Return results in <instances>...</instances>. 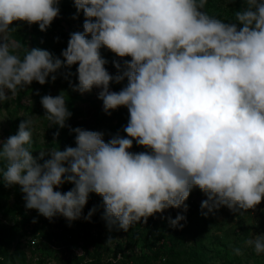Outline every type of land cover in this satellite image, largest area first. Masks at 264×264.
I'll return each instance as SVG.
<instances>
[{
	"label": "clouds",
	"instance_id": "clouds-1",
	"mask_svg": "<svg viewBox=\"0 0 264 264\" xmlns=\"http://www.w3.org/2000/svg\"><path fill=\"white\" fill-rule=\"evenodd\" d=\"M207 2L73 0L72 18L83 14V31L70 34L61 59L25 46L13 27L19 21L46 32L61 0H0V103L78 65L72 91L99 89L105 114L128 111L126 135L106 142L103 132L67 124L72 112L63 91L43 95V117L68 127L75 146L33 155L31 118L0 141V178L6 187H20L26 210L50 222L63 217L69 226L90 222L97 207L82 213L94 193L109 231L127 232L157 214L164 219L169 208L186 213L194 188L207 197L204 216L221 207L243 215L264 201V0H242L231 22L210 16ZM102 48L131 59L114 60L117 72L110 74ZM124 81L119 91L110 89ZM134 142L145 151H130ZM66 183L73 187L57 190ZM166 219L172 228L186 222L183 214ZM243 244L264 254V234ZM233 253L243 254L240 247Z\"/></svg>",
	"mask_w": 264,
	"mask_h": 264
},
{
	"label": "rangeland",
	"instance_id": "rangeland-1",
	"mask_svg": "<svg viewBox=\"0 0 264 264\" xmlns=\"http://www.w3.org/2000/svg\"><path fill=\"white\" fill-rule=\"evenodd\" d=\"M241 7L242 0H208L203 10L210 16L231 22L234 21V13ZM59 8V17L53 21L46 32H41L38 29L35 33L29 29L23 36L26 39L27 47L41 48L52 53L54 57L63 59L61 52L67 47L70 34L83 31L84 16L81 13L77 19L72 18L76 13L73 0H61ZM57 38L59 39L57 40ZM101 54L108 61L106 68L113 75L117 72L112 64L114 60L123 64L125 59H131L130 57L119 58L103 48ZM77 67L78 65H73L70 69L61 68L58 70L55 73L57 76L55 82H52L50 77L49 82L45 85L33 81L31 85L19 91L16 97L0 103V141L16 134L23 119L31 118L35 121L33 155H38L39 151H49L52 148L63 150L65 146L74 147L75 134H70L68 127L60 129L56 125L52 126L51 122L43 117L44 109L40 103L41 97L43 95L55 97L62 91L67 106L72 112L71 118L67 121V124L72 128L81 127L103 132L106 142L117 133L126 135L123 132V127L128 121V111L125 107L107 115L103 111V102L97 98L99 89L94 88L91 93L85 94L72 91L70 82L73 85L78 83ZM68 73L71 75H67ZM126 83L127 81L121 84L112 83L110 89L119 91ZM73 92L75 94L73 98L76 99L69 97ZM57 131H59V136L54 140L53 134ZM130 151L139 152L145 151V149L137 146L134 142ZM206 198L198 188L192 190L189 198L185 201L188 205L186 213H192L189 219L196 213L195 204L201 205L202 200ZM262 206H264V201L255 210H249L243 215L234 213L227 207H221L218 211L207 216L201 214L200 218L206 219V222L193 220L191 222L193 227L184 229L170 227L166 219L167 217L175 219L177 214L183 212V209L169 208L163 213L164 219L156 221L157 217L161 215L157 214L155 217H149L146 224L137 223L127 232L115 229L109 231L106 222L102 219L103 212L100 208H97L90 222L81 218L74 223L71 222V226H69V222L63 217L55 222H50L40 216L36 210H26L23 194L18 185L13 187L4 185L3 193L0 196V227L6 233L2 237L9 252L24 254L32 264H65V261L72 259L73 255L79 258L80 264L89 262L126 264L124 253L132 250L139 253L152 252L150 244L155 239L152 231L153 225H157L162 232L168 235L172 234L169 246L178 235L177 248L182 252L180 264H205L197 255L198 250L207 257H212L210 264H264V254L257 255L252 248L244 247L243 244L246 239L264 234V225L258 224L254 220L255 213ZM88 212L89 210H84L82 216H86ZM173 212L176 216L171 215ZM196 214L198 215L199 212ZM242 217L245 218L243 223L241 222ZM34 219L35 223H33ZM242 226L247 227L249 233H246ZM42 227L46 231L56 234V237L48 239L44 232H36V228ZM112 231L116 233L114 239H112ZM110 238L111 242L108 243ZM237 247L241 248L242 255L233 253V249ZM80 252H83V255H79Z\"/></svg>",
	"mask_w": 264,
	"mask_h": 264
},
{
	"label": "trees",
	"instance_id": "trees-1",
	"mask_svg": "<svg viewBox=\"0 0 264 264\" xmlns=\"http://www.w3.org/2000/svg\"><path fill=\"white\" fill-rule=\"evenodd\" d=\"M13 27L17 29L16 33L14 34L15 38L21 40L22 43L27 45L26 39L24 38L23 34L27 30H33L35 33L38 31L39 26L36 24H33L32 26H29L27 23L24 22H14ZM75 96L74 92L70 94L71 99H76L73 98ZM73 185L71 184H64L60 189V191H68ZM4 190V183L2 182V178H0V196L2 195ZM93 206H96L97 208H100L103 212V207H102V198L96 194H90L88 203L86 204L84 210H90ZM195 211L196 213L199 212L197 215L195 213L194 217L189 219V216L192 215L188 213L181 212L179 214H183L186 216V222L183 221V228L187 227H193L191 225V222L194 220H198L199 222H206V219L200 218L201 215V208L200 205L195 204ZM163 215V214H162ZM171 215H175V213H171ZM165 216V215H164ZM176 216V215H175ZM62 218V217H55L51 222H55V220ZM161 219V215L157 217V220ZM254 220L258 224L264 225V206L258 209V211L254 215ZM75 221H73L74 223ZM241 222H245V218H241ZM244 231L246 233H249V229L245 226H242ZM197 228V227H196ZM36 232H44V235L48 239H52L56 237V234H53L52 232H48L45 229L42 228H36ZM153 234L155 236L154 241L152 244H150V248L152 252H147V253H139L135 252L134 250L124 253V261L126 264H180V257H181V250L177 248V243H178V235L175 238L173 242H171L170 246L168 245L169 240L172 238V234L168 235L160 230V228L157 225H153L152 227ZM112 234V239L115 238L116 233L114 231L111 232ZM3 235H6L5 232H3L2 227H0V264H32L28 261L27 257L24 254H16L15 252L10 253L9 249L7 248V245L4 244V239ZM58 236H61V234H58ZM180 236V234H179ZM38 243V242H37ZM38 245V244H37ZM196 246V245H195ZM194 246V247H195ZM197 255L201 257V260L205 264H210L211 263V258L212 257H207L203 252L198 250ZM133 262V263H132ZM65 264H80V260L77 256H72V259L65 261ZM86 264H97L96 262H89ZM226 264V263H224ZM228 264H233V263H228Z\"/></svg>",
	"mask_w": 264,
	"mask_h": 264
}]
</instances>
